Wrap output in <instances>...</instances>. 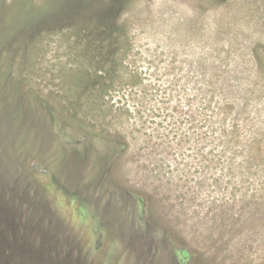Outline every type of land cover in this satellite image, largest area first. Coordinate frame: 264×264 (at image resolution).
Instances as JSON below:
<instances>
[{"label": "rangeland", "instance_id": "1", "mask_svg": "<svg viewBox=\"0 0 264 264\" xmlns=\"http://www.w3.org/2000/svg\"><path fill=\"white\" fill-rule=\"evenodd\" d=\"M0 264H264V0H0Z\"/></svg>", "mask_w": 264, "mask_h": 264}]
</instances>
